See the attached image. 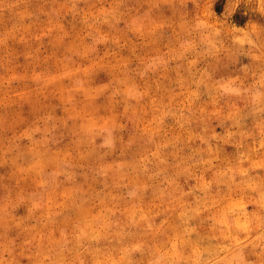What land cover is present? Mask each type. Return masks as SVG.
Returning <instances> with one entry per match:
<instances>
[{
  "label": "rangeland",
  "instance_id": "obj_1",
  "mask_svg": "<svg viewBox=\"0 0 264 264\" xmlns=\"http://www.w3.org/2000/svg\"><path fill=\"white\" fill-rule=\"evenodd\" d=\"M0 264H264V0H0Z\"/></svg>",
  "mask_w": 264,
  "mask_h": 264
}]
</instances>
